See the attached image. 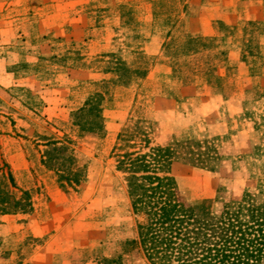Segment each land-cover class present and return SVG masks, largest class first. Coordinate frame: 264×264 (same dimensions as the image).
Returning a JSON list of instances; mask_svg holds the SVG:
<instances>
[{
	"label": "rangeland",
	"instance_id": "1",
	"mask_svg": "<svg viewBox=\"0 0 264 264\" xmlns=\"http://www.w3.org/2000/svg\"><path fill=\"white\" fill-rule=\"evenodd\" d=\"M97 92L101 135L74 125ZM139 121L217 155L173 164L185 204L264 200V0H0V264H150L113 152ZM68 156L85 174L63 189Z\"/></svg>",
	"mask_w": 264,
	"mask_h": 264
},
{
	"label": "trees",
	"instance_id": "2",
	"mask_svg": "<svg viewBox=\"0 0 264 264\" xmlns=\"http://www.w3.org/2000/svg\"><path fill=\"white\" fill-rule=\"evenodd\" d=\"M199 41L189 37V43ZM195 47L191 49L195 50ZM117 83L128 84L132 70L121 65ZM138 71H135V73ZM103 92L91 95L74 113V125L80 131L101 135L104 117ZM51 141L43 163L50 164L55 152L68 149ZM117 169L125 174L133 212L143 216L138 222V238L129 241L140 247L150 264H264V200L244 194L217 204L203 199L195 206L180 200L172 166L177 161L210 167L217 158L212 147L200 141H183L175 145H152L149 132L141 121L118 134ZM58 168L59 186L76 185L84 171L73 167Z\"/></svg>",
	"mask_w": 264,
	"mask_h": 264
}]
</instances>
